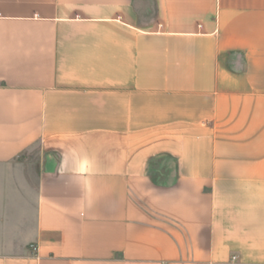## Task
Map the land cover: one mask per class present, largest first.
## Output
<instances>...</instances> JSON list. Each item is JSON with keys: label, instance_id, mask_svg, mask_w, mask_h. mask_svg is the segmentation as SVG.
<instances>
[{"label": "crops", "instance_id": "obj_1", "mask_svg": "<svg viewBox=\"0 0 264 264\" xmlns=\"http://www.w3.org/2000/svg\"><path fill=\"white\" fill-rule=\"evenodd\" d=\"M134 1L0 0V264H264V0Z\"/></svg>", "mask_w": 264, "mask_h": 264}, {"label": "trees", "instance_id": "obj_2", "mask_svg": "<svg viewBox=\"0 0 264 264\" xmlns=\"http://www.w3.org/2000/svg\"><path fill=\"white\" fill-rule=\"evenodd\" d=\"M177 161L168 155L151 158L147 164V172L159 186H169L175 183V168Z\"/></svg>", "mask_w": 264, "mask_h": 264}, {"label": "rangeland", "instance_id": "obj_3", "mask_svg": "<svg viewBox=\"0 0 264 264\" xmlns=\"http://www.w3.org/2000/svg\"><path fill=\"white\" fill-rule=\"evenodd\" d=\"M133 19L139 24L150 23L155 18V8L153 0H135L133 3ZM37 146L31 147L21 157L20 160H36Z\"/></svg>", "mask_w": 264, "mask_h": 264}]
</instances>
